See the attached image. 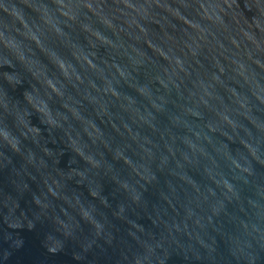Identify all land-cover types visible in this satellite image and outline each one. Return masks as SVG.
<instances>
[{
	"label": "water",
	"instance_id": "95a60500",
	"mask_svg": "<svg viewBox=\"0 0 264 264\" xmlns=\"http://www.w3.org/2000/svg\"><path fill=\"white\" fill-rule=\"evenodd\" d=\"M0 264H264V0H0Z\"/></svg>",
	"mask_w": 264,
	"mask_h": 264
},
{
	"label": "clouds",
	"instance_id": "9594fccd",
	"mask_svg": "<svg viewBox=\"0 0 264 264\" xmlns=\"http://www.w3.org/2000/svg\"><path fill=\"white\" fill-rule=\"evenodd\" d=\"M6 135H4V139L8 140L11 137V133L10 132H5Z\"/></svg>",
	"mask_w": 264,
	"mask_h": 264
}]
</instances>
